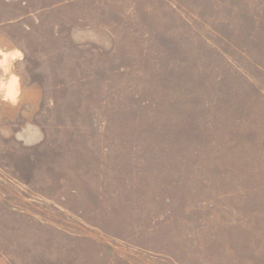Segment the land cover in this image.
Returning a JSON list of instances; mask_svg holds the SVG:
<instances>
[{"label": "rangeland", "instance_id": "obj_1", "mask_svg": "<svg viewBox=\"0 0 264 264\" xmlns=\"http://www.w3.org/2000/svg\"><path fill=\"white\" fill-rule=\"evenodd\" d=\"M0 48L3 264H264V0H0Z\"/></svg>", "mask_w": 264, "mask_h": 264}, {"label": "clouds", "instance_id": "obj_2", "mask_svg": "<svg viewBox=\"0 0 264 264\" xmlns=\"http://www.w3.org/2000/svg\"><path fill=\"white\" fill-rule=\"evenodd\" d=\"M23 59L24 54L18 48L9 51L0 48V70L3 73V75H0V97L12 104L18 103L21 92L20 77L13 71V67L17 60ZM25 132L28 133L27 136ZM32 136L33 128L31 125L17 133V138L24 140L25 143H31ZM0 264H3V262L0 261Z\"/></svg>", "mask_w": 264, "mask_h": 264}]
</instances>
